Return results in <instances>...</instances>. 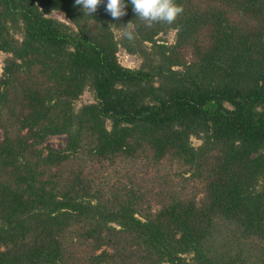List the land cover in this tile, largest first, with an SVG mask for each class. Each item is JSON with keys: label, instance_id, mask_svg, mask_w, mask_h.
Segmentation results:
<instances>
[{"label": "trees", "instance_id": "obj_1", "mask_svg": "<svg viewBox=\"0 0 264 264\" xmlns=\"http://www.w3.org/2000/svg\"><path fill=\"white\" fill-rule=\"evenodd\" d=\"M177 2L0 0V264H264V0Z\"/></svg>", "mask_w": 264, "mask_h": 264}, {"label": "clouds", "instance_id": "obj_2", "mask_svg": "<svg viewBox=\"0 0 264 264\" xmlns=\"http://www.w3.org/2000/svg\"><path fill=\"white\" fill-rule=\"evenodd\" d=\"M102 3L105 6V11L114 20L126 13V3H131L136 16L149 23L161 21L170 24L183 11L177 0H74V4L84 13L83 16H93ZM124 35L131 40L135 33L129 29L125 31Z\"/></svg>", "mask_w": 264, "mask_h": 264}, {"label": "rangeland", "instance_id": "obj_3", "mask_svg": "<svg viewBox=\"0 0 264 264\" xmlns=\"http://www.w3.org/2000/svg\"><path fill=\"white\" fill-rule=\"evenodd\" d=\"M49 15L65 20V21H69V18L65 15V13L61 11L54 10ZM115 32H116L117 38L119 39L123 36V33H124V31L119 28H116ZM175 35H176V31L174 29H170L168 33L162 34V37L166 38L169 42H173L175 40ZM5 55H6L5 53L2 54V59L5 57ZM118 57H119V60L124 65L131 66V67H138L142 61L139 55L131 54L127 52V50L123 46L119 47ZM0 66H2V62ZM92 101H95L94 94L91 90L86 89L83 92V94L80 96V98L75 101V107L79 108L82 104L87 103V102H92ZM192 141L195 145H198L201 143V140L195 136L192 137ZM66 142H67L66 134H55V135H50L47 138L46 144L49 146L55 147V148H63ZM173 172L174 170L172 168L169 170L167 166H164L161 174L159 175V179L162 180V179H167L171 176L173 177L174 176ZM155 179H156V174L152 172L147 177L146 186H152L153 184L155 185L154 183Z\"/></svg>", "mask_w": 264, "mask_h": 264}]
</instances>
